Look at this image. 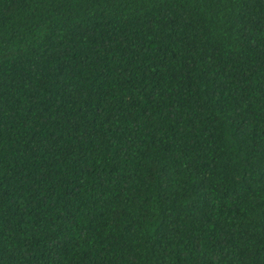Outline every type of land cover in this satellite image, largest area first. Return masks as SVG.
I'll list each match as a JSON object with an SVG mask.
<instances>
[{
  "label": "trees",
  "instance_id": "obj_1",
  "mask_svg": "<svg viewBox=\"0 0 264 264\" xmlns=\"http://www.w3.org/2000/svg\"><path fill=\"white\" fill-rule=\"evenodd\" d=\"M0 264H264V0H0Z\"/></svg>",
  "mask_w": 264,
  "mask_h": 264
}]
</instances>
